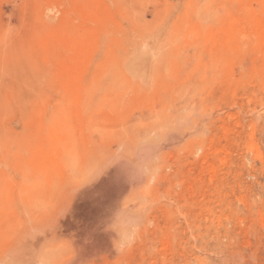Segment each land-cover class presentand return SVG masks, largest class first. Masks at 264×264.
<instances>
[{"label":"rangeland","instance_id":"374dc122","mask_svg":"<svg viewBox=\"0 0 264 264\" xmlns=\"http://www.w3.org/2000/svg\"><path fill=\"white\" fill-rule=\"evenodd\" d=\"M263 18L264 0H0V264H264ZM48 134L66 158H42ZM139 148L142 181L107 169Z\"/></svg>","mask_w":264,"mask_h":264},{"label":"bare ground","instance_id":"6f19581e","mask_svg":"<svg viewBox=\"0 0 264 264\" xmlns=\"http://www.w3.org/2000/svg\"><path fill=\"white\" fill-rule=\"evenodd\" d=\"M251 21H253V20H251ZM252 27H253V31H254V33L256 35V39H258L257 37H259L258 40H260V39L262 40V42L261 41H259V42L260 43H264V18L262 20H259V21H253L252 22ZM48 139L50 141V145H48V147H50L49 150L45 151L44 149H42V150L39 151V153L41 154L42 158H45L47 160H49V158H53L54 159L56 157H64V158H66L65 156H66V154L69 151L58 152V148H59L61 142L58 143L57 140L53 137L52 134H48ZM128 153L130 155L121 154V155H115L114 157H111L110 161H108L107 169H109L110 171H113V172L115 171L114 174L116 176L122 175L124 173H128V177L129 176L132 177L130 179V182L131 183L135 182V184H137L138 182L142 181L143 178H145L146 175H148L152 171H154V164H155L154 160H153L154 152L149 150V149L145 150V148H142V149L139 148V149L130 150V152H128ZM154 157H156V156H154ZM154 159H157V158H154ZM47 163H48V161H47ZM106 165L107 164L105 163L101 169L106 168ZM50 166L52 167V170L55 169L54 161L51 162ZM43 167H45V166H43ZM48 167H49V165H48ZM126 175H124V176H126ZM119 219H118V221H119ZM69 222L67 221L66 223L69 225ZM79 238H81V237H79ZM85 238L87 239V237H85ZM85 238L83 240H85ZM92 239H94V240L92 242H89V243H86V242L82 241L83 248H82V252L81 253H83L84 255L85 254H89V253L95 254L96 252H98V249L100 248V246L105 245L104 243L99 244L98 241L95 238H92Z\"/></svg>","mask_w":264,"mask_h":264}]
</instances>
